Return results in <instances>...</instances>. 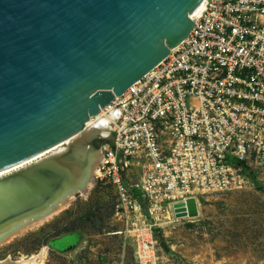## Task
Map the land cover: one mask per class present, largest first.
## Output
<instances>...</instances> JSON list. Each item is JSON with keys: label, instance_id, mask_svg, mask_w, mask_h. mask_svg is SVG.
Returning a JSON list of instances; mask_svg holds the SVG:
<instances>
[{"label": "built area", "instance_id": "obj_1", "mask_svg": "<svg viewBox=\"0 0 264 264\" xmlns=\"http://www.w3.org/2000/svg\"><path fill=\"white\" fill-rule=\"evenodd\" d=\"M192 20L81 131L106 128L94 177L115 192L135 264H159L155 229L188 216L187 199L264 184V0H204Z\"/></svg>", "mask_w": 264, "mask_h": 264}, {"label": "water", "instance_id": "obj_2", "mask_svg": "<svg viewBox=\"0 0 264 264\" xmlns=\"http://www.w3.org/2000/svg\"><path fill=\"white\" fill-rule=\"evenodd\" d=\"M201 1L0 0V169L80 133L180 43ZM17 175L0 185L36 206L62 174L43 162Z\"/></svg>", "mask_w": 264, "mask_h": 264}, {"label": "rangeland", "instance_id": "obj_3", "mask_svg": "<svg viewBox=\"0 0 264 264\" xmlns=\"http://www.w3.org/2000/svg\"><path fill=\"white\" fill-rule=\"evenodd\" d=\"M99 142L93 139L92 147ZM261 185L201 195L195 216L156 228L159 264H264ZM124 227L113 188L92 176L85 195L75 193L47 219L0 242V260L43 251L33 264H135L133 240Z\"/></svg>", "mask_w": 264, "mask_h": 264}, {"label": "bare ground", "instance_id": "obj_4", "mask_svg": "<svg viewBox=\"0 0 264 264\" xmlns=\"http://www.w3.org/2000/svg\"><path fill=\"white\" fill-rule=\"evenodd\" d=\"M203 6L204 0L191 12V18L197 16ZM105 133L106 128L103 126L91 127L90 130L74 134L72 137L66 138L36 155L0 169V179L12 176L13 181L9 185L16 183L20 176L17 174H22L25 170L35 169L36 166L43 162H50L55 170L62 174L58 176L60 183L51 191L50 196L43 203L36 206H32L34 202L31 204L30 198L26 202L15 200V196L10 194L16 192L7 191L9 187L7 184L0 185V203L2 204L0 205V236L4 235V240L12 234L19 233L23 229L37 225L47 219L50 215L66 206L75 193L86 194L92 184V176L96 173V164L100 157L99 148L92 147L90 139L96 134L104 135ZM83 152L85 154L88 152V157H85ZM39 199L41 198L37 200ZM12 206L20 207V209L11 210ZM25 206L27 208L22 210V207ZM42 253L17 260L6 257L0 260V264H33L36 257L39 259L42 257Z\"/></svg>", "mask_w": 264, "mask_h": 264}, {"label": "trees", "instance_id": "obj_5", "mask_svg": "<svg viewBox=\"0 0 264 264\" xmlns=\"http://www.w3.org/2000/svg\"><path fill=\"white\" fill-rule=\"evenodd\" d=\"M252 179L254 180L255 185H257V186H260L261 185L257 180H255V177L254 176L252 177ZM261 187L264 189V186L261 185Z\"/></svg>", "mask_w": 264, "mask_h": 264}]
</instances>
